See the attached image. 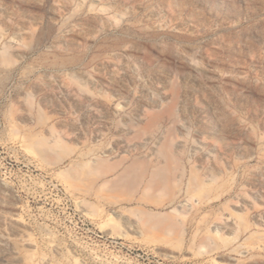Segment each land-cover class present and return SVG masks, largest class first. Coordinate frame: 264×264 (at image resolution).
Listing matches in <instances>:
<instances>
[{"label":"rangeland","instance_id":"374dc122","mask_svg":"<svg viewBox=\"0 0 264 264\" xmlns=\"http://www.w3.org/2000/svg\"><path fill=\"white\" fill-rule=\"evenodd\" d=\"M0 264H264V0H0Z\"/></svg>","mask_w":264,"mask_h":264}]
</instances>
